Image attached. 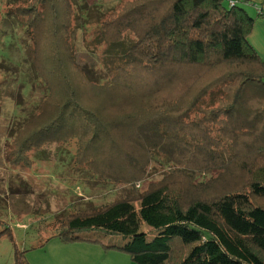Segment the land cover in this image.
<instances>
[{"label":"trees","instance_id":"obj_1","mask_svg":"<svg viewBox=\"0 0 264 264\" xmlns=\"http://www.w3.org/2000/svg\"><path fill=\"white\" fill-rule=\"evenodd\" d=\"M99 7L6 0L0 76L11 85L15 71L21 89L40 91L29 108L18 94L6 158L29 167V153L74 146L76 172L103 185L127 175L122 197L54 222L64 240L120 238L114 247L135 264H264V209L253 203L264 200V61L248 39L254 18L225 0H113L107 19ZM91 20L107 48L79 66L76 31ZM16 45L20 65L11 60ZM153 163L162 177L135 188Z\"/></svg>","mask_w":264,"mask_h":264},{"label":"rangeland","instance_id":"obj_2","mask_svg":"<svg viewBox=\"0 0 264 264\" xmlns=\"http://www.w3.org/2000/svg\"><path fill=\"white\" fill-rule=\"evenodd\" d=\"M86 4L100 5L104 13L102 18L113 13V0H86ZM5 5L6 0H0V24L4 19ZM93 20L76 31L75 57L79 66L96 64V57L102 58L107 48L104 43H98L99 25ZM16 36H20L18 31ZM14 51L11 60L20 65L23 49L17 53L20 46L16 45ZM0 56L6 58L8 54L0 52ZM14 72L9 75L11 85L0 76V232L7 229L0 234V264H135L126 253L114 247L119 246L120 238L96 232L89 234L96 238V243L88 242L83 234L77 235L80 240L68 241L61 238V230L54 224L58 218L73 212L74 207L84 208L88 204L96 207L122 197L131 188L126 182L127 175L124 180L120 177L118 183L103 185L84 171L76 172L72 165V151L67 150H74V146L63 149L51 146L46 153H29L32 160L29 167L14 168L6 158L7 133L20 108L16 106L19 104L18 94H23L24 108L34 104L40 95L38 88L31 92L30 86L21 89ZM39 154L46 156L35 159ZM164 172L161 166L151 164L145 179L137 182L135 188L145 189L148 183L158 181ZM13 182H17L16 186L7 187ZM253 203L264 209V200L253 198ZM134 206L138 209V204ZM151 237L149 235L148 239Z\"/></svg>","mask_w":264,"mask_h":264},{"label":"crops","instance_id":"obj_3","mask_svg":"<svg viewBox=\"0 0 264 264\" xmlns=\"http://www.w3.org/2000/svg\"><path fill=\"white\" fill-rule=\"evenodd\" d=\"M227 3H236L254 18L253 29L249 35V42L264 61V0H225ZM93 239V238H92ZM96 240V238H94ZM97 241V240H96Z\"/></svg>","mask_w":264,"mask_h":264}]
</instances>
